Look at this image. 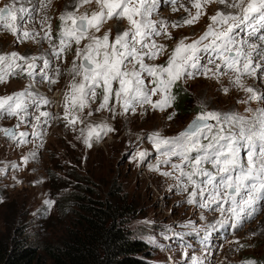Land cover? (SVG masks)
<instances>
[{
    "label": "rangeland",
    "instance_id": "obj_1",
    "mask_svg": "<svg viewBox=\"0 0 264 264\" xmlns=\"http://www.w3.org/2000/svg\"><path fill=\"white\" fill-rule=\"evenodd\" d=\"M13 4L14 0H0V8ZM74 4L75 0H51L49 7L34 13L33 18L22 25L32 33L31 39L18 40L8 31L0 30V54L16 52L23 57H37L36 73L43 68L44 60H48L50 67L45 71L56 81L50 83L39 74L30 77L17 70V75L0 83V96L27 90L34 94L38 104L37 107L30 103L23 123L15 116H0V129L13 126L16 130V139L0 131V237L9 240L22 234L34 244L53 239L63 215L73 214L70 209L66 212L61 209L67 205L71 209L75 207L73 203L64 202L67 195L81 191L106 197L113 188L118 191L119 201L132 210L124 216V221L132 237L145 241L153 264H193L194 261L196 264H246L247 261L264 264V200L256 204L251 218L243 219L236 227L231 226L228 204H223V213L213 210L216 205L200 207L203 201L199 196L197 203L189 204L192 188L189 185L188 191L182 190L176 179L179 173L171 166L181 163L180 159L162 155L154 140L156 134L160 139L177 137L192 118L205 111L235 113L254 122L257 110L264 109V99L248 100L249 94L232 82L234 74L231 72L219 76L196 74L178 80L193 96L196 110L190 113H176L172 106L160 110L150 104H136L134 110L130 108L125 112L114 97L109 101V109L114 108V111H97L102 98L98 89L95 100L89 99L83 110L69 104V115L65 118V98L55 95L70 91L73 83L70 70L77 45L72 44L61 59H56L52 53L59 44L60 16L72 11ZM180 4L195 14L189 0H179L175 5L177 11L172 10L174 6L169 0H159L152 19L167 22L171 38L163 34L154 37L166 50L146 63L166 65L178 41L187 37L185 42L191 43L206 30L210 16L218 10L231 11L212 3L205 7V15L194 25L173 28L174 22L188 16ZM97 10L93 3L85 5L80 12L90 14ZM49 26L51 41L44 38ZM126 27V21L113 19L97 35L110 30L114 39L117 32ZM242 36L249 39L243 33ZM249 42L259 43L255 37ZM85 43L87 41H82L79 47ZM76 62L78 64L79 60ZM201 64L207 65L206 55L202 56ZM207 66L214 68V65ZM242 81L257 94L264 95V72L258 71L254 77L243 76ZM41 99L49 103L43 104ZM160 99L159 94L152 96L153 102ZM53 100L58 101L57 105ZM41 112L49 115L40 116ZM37 116H40L39 122ZM73 118L76 123H69ZM102 124L112 130L100 131L98 140L93 136L89 147L85 143L89 127ZM21 132L28 134L24 138L26 143L19 142ZM138 153L144 156L141 158ZM168 159L171 163H164ZM205 167L211 169V165ZM166 172L172 175H164ZM46 201H52L51 205ZM222 220L227 223H218Z\"/></svg>",
    "mask_w": 264,
    "mask_h": 264
},
{
    "label": "snow or ice",
    "instance_id": "obj_2",
    "mask_svg": "<svg viewBox=\"0 0 264 264\" xmlns=\"http://www.w3.org/2000/svg\"><path fill=\"white\" fill-rule=\"evenodd\" d=\"M178 2L169 0L174 6L173 11L178 10L175 7ZM93 3L97 11L90 14L80 12L85 5ZM189 3L195 9V14L180 4L188 16L174 22L171 27L194 25L205 15V7L212 3L223 5L231 11L218 10L209 17L210 22L198 39L191 43L185 42L187 37L181 39L166 65H155L145 61L157 59L166 49L164 45L157 44L154 37L163 34L171 38L167 22L152 19L159 0H75L73 10L65 11L60 16L62 30L58 34L59 44L52 53L56 59H61L62 53L69 50L72 44L77 45L70 70L73 83L65 95V118L69 115V104L72 108L83 110L89 99L95 100L98 89L102 98L97 111L109 109V101L113 97L125 112L130 108L134 110L136 104H150L153 108L164 110L174 100L171 88L175 82L196 74L219 76L231 72L234 74L232 82L249 94L248 100L264 99V95L257 94L255 89L245 86L242 81L243 76L254 77L258 71L264 72V0H189ZM16 4L20 6L16 7ZM50 4L51 0H36V3L33 0H14L12 6L0 8V30L8 31L18 40L33 38L32 33L22 25L31 20L34 13L43 11ZM113 19L126 21L127 27L118 31L114 39L110 30L98 36L103 26ZM242 33L249 39H244ZM253 37L259 43H250ZM44 38L51 41L50 26ZM82 41L87 43L79 47ZM205 55L207 65H214V68L201 64ZM36 59L20 56L16 52L0 54V83L6 82L9 76L17 75V70L19 73L26 72L30 77L39 74L48 82L55 83L45 71L50 67V62L44 60L43 68L36 73ZM224 91L227 93L228 89ZM157 94L161 99L153 102L152 96ZM40 102L49 103L46 99ZM30 103L38 107L34 94L27 90L0 96V116H15L23 123ZM109 110L114 111V108ZM257 111L254 122L235 113L205 111L197 115L177 137L160 139L158 134L154 136L156 147L162 155L180 159L181 163L171 166L179 173L176 179L182 190L188 191L189 185L192 188L188 203H197L199 196L203 201L200 207L216 205L213 210L221 213L225 211L223 204H228L232 227L243 219L251 218L256 204L264 200V109ZM48 115L47 112L40 113V116ZM40 116L36 117L38 122ZM210 121H215V124ZM69 123H76V118ZM111 130L103 124L90 126L85 143L91 147L89 141L93 136L98 140L100 131ZM0 131L16 139L13 130ZM27 135L19 133V142L26 143L24 138ZM137 155L142 158L144 153ZM24 159L26 162L28 158ZM164 163L171 161L168 159ZM205 165H211V169ZM163 174L172 175L169 172ZM45 203L51 205L52 201ZM218 223L224 225L227 221ZM246 264L255 262L247 261Z\"/></svg>",
    "mask_w": 264,
    "mask_h": 264
},
{
    "label": "trees",
    "instance_id": "obj_3",
    "mask_svg": "<svg viewBox=\"0 0 264 264\" xmlns=\"http://www.w3.org/2000/svg\"><path fill=\"white\" fill-rule=\"evenodd\" d=\"M171 94L176 113L196 110L191 92L180 82ZM80 192L65 197L75 207H61L73 214L63 215L53 239L34 244L22 234L0 237V264H153L145 241L132 237L127 228L124 216L132 210L119 201L116 189L106 197Z\"/></svg>",
    "mask_w": 264,
    "mask_h": 264
},
{
    "label": "bare ground",
    "instance_id": "obj_4",
    "mask_svg": "<svg viewBox=\"0 0 264 264\" xmlns=\"http://www.w3.org/2000/svg\"><path fill=\"white\" fill-rule=\"evenodd\" d=\"M64 90V89H63ZM64 92V93H63ZM63 92H61V93H56V95L55 96H58V97H61V98H65V95H66V92H65V90L63 91ZM59 100V99H58ZM54 101V105H57L56 103H58V101L57 100H53ZM64 101V100H63ZM56 107V106H55Z\"/></svg>",
    "mask_w": 264,
    "mask_h": 264
},
{
    "label": "water",
    "instance_id": "obj_5",
    "mask_svg": "<svg viewBox=\"0 0 264 264\" xmlns=\"http://www.w3.org/2000/svg\"><path fill=\"white\" fill-rule=\"evenodd\" d=\"M196 117L192 118V120L189 122V124L195 119ZM213 121H210L209 123H212ZM188 124V125H189ZM188 125L183 129V131L188 127ZM8 129L13 130L16 133V130L13 126L9 127ZM5 135V134H4ZM7 137V136H6ZM9 138V137H8Z\"/></svg>",
    "mask_w": 264,
    "mask_h": 264
},
{
    "label": "built area",
    "instance_id": "obj_6",
    "mask_svg": "<svg viewBox=\"0 0 264 264\" xmlns=\"http://www.w3.org/2000/svg\"><path fill=\"white\" fill-rule=\"evenodd\" d=\"M25 74L27 75V73L25 72Z\"/></svg>",
    "mask_w": 264,
    "mask_h": 264
}]
</instances>
